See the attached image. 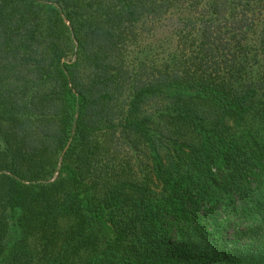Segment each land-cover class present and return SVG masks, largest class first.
Here are the masks:
<instances>
[{"label": "trees", "instance_id": "trees-1", "mask_svg": "<svg viewBox=\"0 0 264 264\" xmlns=\"http://www.w3.org/2000/svg\"><path fill=\"white\" fill-rule=\"evenodd\" d=\"M0 264H264V0H0Z\"/></svg>", "mask_w": 264, "mask_h": 264}]
</instances>
